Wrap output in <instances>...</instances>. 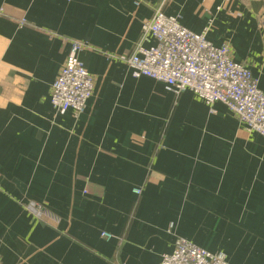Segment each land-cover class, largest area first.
Listing matches in <instances>:
<instances>
[{
  "label": "crops",
  "instance_id": "crops-1",
  "mask_svg": "<svg viewBox=\"0 0 264 264\" xmlns=\"http://www.w3.org/2000/svg\"><path fill=\"white\" fill-rule=\"evenodd\" d=\"M160 6L264 92V0H0V264H160L176 238L264 264L263 137L126 64ZM71 40L80 115L49 101Z\"/></svg>",
  "mask_w": 264,
  "mask_h": 264
},
{
  "label": "built area",
  "instance_id": "built-area-1",
  "mask_svg": "<svg viewBox=\"0 0 264 264\" xmlns=\"http://www.w3.org/2000/svg\"><path fill=\"white\" fill-rule=\"evenodd\" d=\"M2 10H0V15ZM23 23V22H22ZM209 27L194 33L169 16L160 6L141 23V34L126 64L136 78L158 81L164 88L179 95L189 91L214 113L215 103L223 104L248 132L264 139V92L242 64L233 61L228 44L214 46L206 39ZM85 45L70 41L69 53L50 90L49 101L57 112L72 111L80 115L92 97V76L79 60ZM134 194L140 196L141 189ZM36 217L42 210L31 205ZM110 239L112 236L102 233ZM160 264H229L222 252L211 253L184 238H176L171 253L161 257Z\"/></svg>",
  "mask_w": 264,
  "mask_h": 264
}]
</instances>
